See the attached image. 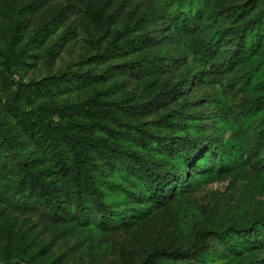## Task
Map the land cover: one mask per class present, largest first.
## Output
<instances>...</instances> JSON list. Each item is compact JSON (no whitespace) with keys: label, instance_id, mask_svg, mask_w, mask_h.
I'll return each instance as SVG.
<instances>
[{"label":"rangeland","instance_id":"obj_1","mask_svg":"<svg viewBox=\"0 0 264 264\" xmlns=\"http://www.w3.org/2000/svg\"><path fill=\"white\" fill-rule=\"evenodd\" d=\"M181 1L199 8L198 20L183 34L174 25L177 11L170 0H0V63H11L9 80L27 84L74 75L51 87L50 94L31 96L30 103H16L15 90L0 78V263L141 264L155 250L186 252L208 231L207 252L198 259L163 257L164 263L247 264L255 256L264 264V249L231 247L236 234L230 245L214 238L220 231L248 229L255 218L264 220V171L257 159L245 157L247 124L263 114L256 107L264 104V33L253 52L247 48L238 62H227L236 52L231 32L256 19L262 1ZM88 6L103 23L92 19ZM145 35L149 45L143 43ZM156 57H166L164 72L145 69L144 63ZM186 75L189 85L181 88ZM165 92L169 97L163 98ZM96 93L111 111L102 124L114 132L91 127L88 134L120 150L142 152L144 159L161 163L154 147L142 150L130 141L141 130L154 138L193 140L206 159L207 146L235 136L244 148L243 160L228 172L211 167L192 173L183 167L186 187L154 205L130 194L142 192V185L123 162L114 159L107 166L89 154L92 176L110 183L105 202L125 216L122 225H100L86 203L81 210L74 205L72 153L60 149L59 167V149L20 123L21 110H30V104L71 105ZM161 116L169 122L158 127ZM54 120L88 124L83 114ZM25 166L58 187L54 213L29 192L21 171Z\"/></svg>","mask_w":264,"mask_h":264},{"label":"trees","instance_id":"obj_2","mask_svg":"<svg viewBox=\"0 0 264 264\" xmlns=\"http://www.w3.org/2000/svg\"><path fill=\"white\" fill-rule=\"evenodd\" d=\"M172 1L177 11L175 13L174 25L180 29L181 34L187 33L198 20L199 8L192 6L190 3L183 6L181 0H170L171 4ZM261 1L263 10L260 15L256 19L250 20V23L246 22V26L238 27L231 32V39L235 43L236 52L229 56L227 62H238L239 60H236L240 52L243 54V51L247 48L253 52L263 38L264 0ZM87 13L97 23H103L102 16L94 11L91 6L87 7ZM150 41L151 39L145 35L143 43L149 45L146 42ZM165 59L166 57H156L151 62H145V69H153L157 73L164 72L168 68ZM10 67V62L0 63V78L4 81H9V85L15 90L16 103H18L19 99H24L26 103H30L31 96L50 94L51 87L59 88L61 83L64 81L67 83L74 77L72 74H62L60 76L46 77L39 81H31L27 84L11 79L10 82ZM203 73H205V70H203ZM190 78V75H186L181 88L189 85ZM164 95L163 98H167L170 93L165 92ZM160 98H156V101H159ZM30 106V110H21L20 123L23 124L28 133H35L43 142L54 146V149H59L55 161L59 167L60 159L62 158L60 149L64 148L72 153V165L70 169L74 187V205L78 210H81L79 208H82L86 203L89 210L93 212L95 221L100 225L113 223L112 221L116 223V226L122 225L125 216L122 212L112 210L111 205L105 202L104 190L110 188V183L106 181L101 182L92 176L89 154H94L107 166H110L114 159L123 162L142 185V192L138 193L139 196L135 191H131L130 194L137 201L144 197L154 205H163L170 195L181 192L186 187V182L182 180L183 177L180 175L183 167L192 173H198L199 171L206 172L211 167L215 170L217 169L218 172H228L237 168L243 160L244 148L235 136L231 137L233 141L207 146L206 153L209 154V157L206 159L199 156L197 147L192 145L193 140H187L182 136H173L169 139L158 136L154 138L141 130L136 131L133 136H129L130 141L135 142L138 148L142 150L154 147L158 151V154L163 156L162 160L164 161L161 160V163H159L153 160H146L142 152L120 150L108 140L96 138L88 134L91 127H99L107 133L114 132L107 125L102 124V121L111 116V111L104 107L99 93L80 103L71 105L56 106L53 103L42 102L36 105L30 104ZM257 111L263 112L262 118L256 119L257 123L247 124V126L250 125L248 127L249 147L245 157L257 159V163L264 171V104L262 107H256V113ZM73 114H83L88 119V124L80 125L73 120L60 124L54 120L55 117H70ZM167 122H169L167 117L161 116L157 122L158 127L165 126ZM191 127L195 128L196 125ZM215 161H217V164H215ZM61 164L63 166L66 165L63 161ZM21 171H24L27 176L29 192L34 194L48 211L52 213L57 211L60 194L55 183L52 181L46 182L39 178L29 166H25ZM209 233L208 231H204L199 234V238L195 241L194 245L186 250V252L179 249L172 252L155 250L141 264H165L163 257H178L180 259H192L195 261L207 252L208 239L206 236ZM235 234L237 237L233 240L234 244L231 247L247 252H256L259 249H264V220L255 218L248 229L241 232L220 231L214 235V238L230 245L229 241L232 239V235ZM247 264L262 263L260 258L253 256Z\"/></svg>","mask_w":264,"mask_h":264}]
</instances>
